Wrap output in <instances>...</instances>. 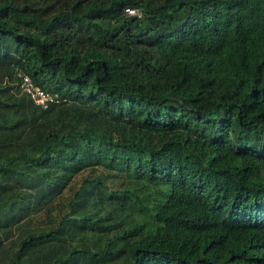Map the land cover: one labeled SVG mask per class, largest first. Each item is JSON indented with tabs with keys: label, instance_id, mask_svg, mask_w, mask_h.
Segmentation results:
<instances>
[{
	"label": "trees",
	"instance_id": "obj_1",
	"mask_svg": "<svg viewBox=\"0 0 264 264\" xmlns=\"http://www.w3.org/2000/svg\"><path fill=\"white\" fill-rule=\"evenodd\" d=\"M0 264H264V0H0Z\"/></svg>",
	"mask_w": 264,
	"mask_h": 264
},
{
	"label": "built area",
	"instance_id": "obj_2",
	"mask_svg": "<svg viewBox=\"0 0 264 264\" xmlns=\"http://www.w3.org/2000/svg\"><path fill=\"white\" fill-rule=\"evenodd\" d=\"M126 14L140 15L141 11L137 7H125ZM14 77L20 92L30 97L33 103L41 108H48L55 103H61L66 100L57 92H50L36 85L30 75L21 67L14 68Z\"/></svg>",
	"mask_w": 264,
	"mask_h": 264
}]
</instances>
